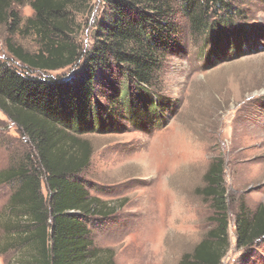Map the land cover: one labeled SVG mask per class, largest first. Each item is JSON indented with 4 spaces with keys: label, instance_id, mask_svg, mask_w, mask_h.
I'll return each mask as SVG.
<instances>
[{
    "label": "rangeland",
    "instance_id": "rangeland-1",
    "mask_svg": "<svg viewBox=\"0 0 264 264\" xmlns=\"http://www.w3.org/2000/svg\"><path fill=\"white\" fill-rule=\"evenodd\" d=\"M228 1L241 12L234 21L251 30V50L243 46V51L241 44L217 49L180 16L175 44L164 51L153 85L147 87L151 98L140 112L135 108L134 121L111 92L106 94L105 84L114 77L98 69L96 94L114 111L116 128L83 135L93 151L89 165L75 178L91 196L115 207L109 216L86 221L99 257L109 264H178L191 252L216 226L210 220L213 204L198 192L216 158L224 161L228 206L229 247L222 264H264V238L239 249L235 232L241 211L251 213L264 205V0ZM86 7L76 16L77 31L71 37L81 60L34 74L66 77L80 70L107 13L102 0H86ZM15 9L22 20L33 15L27 4ZM9 41L34 52L35 38L10 33L0 24V64L29 70L10 54ZM30 160L37 165L30 140L0 111V171ZM20 182L0 183V264H26L33 252L15 238V222L8 215L10 196ZM41 193L47 197L43 180Z\"/></svg>",
    "mask_w": 264,
    "mask_h": 264
},
{
    "label": "trees",
    "instance_id": "trees-1",
    "mask_svg": "<svg viewBox=\"0 0 264 264\" xmlns=\"http://www.w3.org/2000/svg\"><path fill=\"white\" fill-rule=\"evenodd\" d=\"M102 2L107 13L98 23L86 61L65 77L34 71H58L81 60L80 47L71 37L77 31L76 16L87 8L86 0H0V24L10 33L32 35L37 43L36 51L30 52L7 42L10 54L30 71L0 64V111L30 140L37 161L0 171V183L21 181L10 196L8 215L15 222V238L33 249L26 264H109V259L99 257L86 221L89 216H109L115 207L91 196L75 178L89 165L93 151L83 135L116 128L114 111L96 94L98 69L114 77L105 84L106 94L111 92L134 121L135 108L139 111L151 98L147 87L153 85L164 51L175 44L180 16L194 34L217 49L241 44L242 50L243 46L251 50V30L234 21L241 12L228 0ZM25 4L33 15L22 20L15 6ZM223 172V159L212 160L198 191L213 204L210 220L216 226L178 264H222L229 247ZM235 222L237 247L252 246L264 238V205L251 213L241 211Z\"/></svg>",
    "mask_w": 264,
    "mask_h": 264
}]
</instances>
